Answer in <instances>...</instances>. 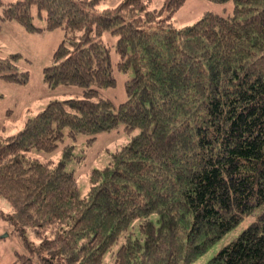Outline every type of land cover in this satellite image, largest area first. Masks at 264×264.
I'll use <instances>...</instances> for the list:
<instances>
[{"label": "trees", "instance_id": "16d2710c", "mask_svg": "<svg viewBox=\"0 0 264 264\" xmlns=\"http://www.w3.org/2000/svg\"><path fill=\"white\" fill-rule=\"evenodd\" d=\"M112 1L0 0V29L63 30L43 82L82 90L0 133L7 219L39 241L9 264H194L248 218L202 264H264V0H208L233 10L180 28L186 0ZM22 59L0 46V79L26 84ZM115 69L128 76L120 104L103 94ZM121 125L128 141L81 195L67 170L78 135L90 144Z\"/></svg>", "mask_w": 264, "mask_h": 264}, {"label": "rangeland", "instance_id": "374dc122", "mask_svg": "<svg viewBox=\"0 0 264 264\" xmlns=\"http://www.w3.org/2000/svg\"><path fill=\"white\" fill-rule=\"evenodd\" d=\"M114 0L111 4L116 3ZM150 8H161L163 0H148ZM233 10V3H214L208 0H186L173 17L175 27L180 28L194 24L205 12L228 15ZM1 14V9H0ZM35 22L43 26L44 19L36 17ZM6 24V25H5ZM63 30L55 29L45 31L42 34H32L16 22L3 23L0 29V46L4 52H20L22 54V66L30 72L28 82L20 85L0 79V133L7 135L17 133L27 116L34 115L45 107L52 99L69 98L79 96L82 90L75 86H61L57 89L48 88L43 82V68L52 63L55 49L63 38ZM105 41L111 45V60L115 66L119 56L114 45L117 37L111 33L104 34ZM116 86L103 90L106 97L111 98L116 104H120L127 98L125 82L127 75L115 69ZM87 137L78 135L75 148V157L67 165L78 181L81 195H85L89 189V175L94 168H100L108 162V152L114 150L128 141V136L123 126L118 130L99 133L96 139L88 144ZM62 145L57 151L49 155L54 160L61 156ZM8 207L0 199V264H9L17 258L18 253L31 254L26 245L36 249L39 241L31 231L25 236L19 235L14 225L7 219ZM251 218L246 219L232 232L227 234L218 244L203 255L194 264H202L209 260L220 247L228 240L236 236L248 224ZM34 259L39 263L38 256L34 252Z\"/></svg>", "mask_w": 264, "mask_h": 264}, {"label": "crops", "instance_id": "0c3cea01", "mask_svg": "<svg viewBox=\"0 0 264 264\" xmlns=\"http://www.w3.org/2000/svg\"><path fill=\"white\" fill-rule=\"evenodd\" d=\"M11 22V21H10ZM10 22H7V23H10ZM6 25V24H5ZM25 31V30H24Z\"/></svg>", "mask_w": 264, "mask_h": 264}]
</instances>
